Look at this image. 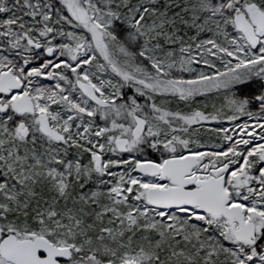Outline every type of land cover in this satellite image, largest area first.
<instances>
[{"label":"snow or ice","instance_id":"snow-or-ice-1","mask_svg":"<svg viewBox=\"0 0 264 264\" xmlns=\"http://www.w3.org/2000/svg\"><path fill=\"white\" fill-rule=\"evenodd\" d=\"M0 264H264V0H0Z\"/></svg>","mask_w":264,"mask_h":264},{"label":"rangeland","instance_id":"rangeland-1","mask_svg":"<svg viewBox=\"0 0 264 264\" xmlns=\"http://www.w3.org/2000/svg\"><path fill=\"white\" fill-rule=\"evenodd\" d=\"M197 101L199 102V103H201V104H203V103H208V105H209V110H211V104L212 103H219L220 102V100L218 99V98H216V97H214V96H209L208 98H207V100H205V98L204 97H198L197 98ZM181 107H183V105H181ZM244 118H242V120H243ZM223 123H224V125L225 126H228V124H227V122L226 121H223ZM211 126H216L215 124H213V125H211Z\"/></svg>","mask_w":264,"mask_h":264}]
</instances>
